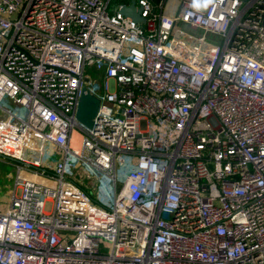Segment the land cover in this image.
Masks as SVG:
<instances>
[{
	"label": "built area",
	"instance_id": "2783aa9c",
	"mask_svg": "<svg viewBox=\"0 0 264 264\" xmlns=\"http://www.w3.org/2000/svg\"><path fill=\"white\" fill-rule=\"evenodd\" d=\"M112 1L0 0V264H264V0Z\"/></svg>",
	"mask_w": 264,
	"mask_h": 264
},
{
	"label": "water",
	"instance_id": "95a60500",
	"mask_svg": "<svg viewBox=\"0 0 264 264\" xmlns=\"http://www.w3.org/2000/svg\"><path fill=\"white\" fill-rule=\"evenodd\" d=\"M128 4H122L118 12L122 16L130 18L135 24H141L144 19L139 15V9L136 8V0H126ZM87 81V80H86ZM99 101L89 92L81 94L77 103L75 113L76 121L87 129L94 128L96 119L99 117Z\"/></svg>",
	"mask_w": 264,
	"mask_h": 264
},
{
	"label": "rangeland",
	"instance_id": "374dc122",
	"mask_svg": "<svg viewBox=\"0 0 264 264\" xmlns=\"http://www.w3.org/2000/svg\"><path fill=\"white\" fill-rule=\"evenodd\" d=\"M120 2V0H113L111 5ZM86 76H91V72L86 70ZM111 88V84H110ZM16 167L11 163H1L0 162V205L3 203L4 205L7 203V198L9 196V191L12 189L13 186V179L15 177ZM22 176L29 180H34L40 183H43L45 186L49 188H54L55 184L51 181H48L45 177L41 176H34V174L23 171Z\"/></svg>",
	"mask_w": 264,
	"mask_h": 264
},
{
	"label": "crops",
	"instance_id": "0c3cea01",
	"mask_svg": "<svg viewBox=\"0 0 264 264\" xmlns=\"http://www.w3.org/2000/svg\"><path fill=\"white\" fill-rule=\"evenodd\" d=\"M0 162H1V163H6V161H2V160H0Z\"/></svg>",
	"mask_w": 264,
	"mask_h": 264
},
{
	"label": "trees",
	"instance_id": "16d2710c",
	"mask_svg": "<svg viewBox=\"0 0 264 264\" xmlns=\"http://www.w3.org/2000/svg\"><path fill=\"white\" fill-rule=\"evenodd\" d=\"M121 2L123 1V0H120ZM155 1H159V0H155Z\"/></svg>",
	"mask_w": 264,
	"mask_h": 264
}]
</instances>
